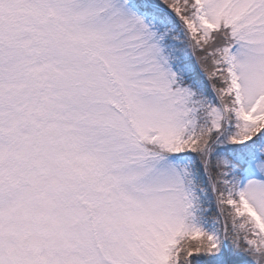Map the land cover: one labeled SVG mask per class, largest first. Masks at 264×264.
Masks as SVG:
<instances>
[{
    "label": "snow or ice",
    "instance_id": "6c2138e0",
    "mask_svg": "<svg viewBox=\"0 0 264 264\" xmlns=\"http://www.w3.org/2000/svg\"><path fill=\"white\" fill-rule=\"evenodd\" d=\"M0 264H264V0H0Z\"/></svg>",
    "mask_w": 264,
    "mask_h": 264
}]
</instances>
